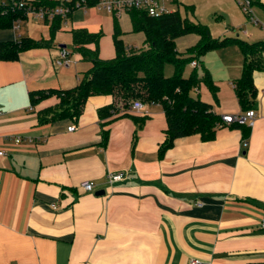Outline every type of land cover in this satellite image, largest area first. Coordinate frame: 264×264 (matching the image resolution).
I'll use <instances>...</instances> for the list:
<instances>
[{
  "label": "crops",
  "instance_id": "1",
  "mask_svg": "<svg viewBox=\"0 0 264 264\" xmlns=\"http://www.w3.org/2000/svg\"><path fill=\"white\" fill-rule=\"evenodd\" d=\"M254 3L264 15V0ZM111 15L77 8L55 33L54 21H45L53 38L37 34L40 24L30 21L20 31L0 27V50L9 44L13 53L26 38L18 57H0V264H264V70L254 74L257 115L248 138L223 126L213 140L179 137L161 154L168 136L163 107L131 113L140 121L123 111L101 116L114 102L110 95L89 97L78 121H41L40 112L60 99L34 103L32 95L74 88L92 67L75 49L73 30L114 37ZM57 31L70 32L73 45H58ZM61 48L72 53L69 67L56 63ZM236 60L234 81L242 51ZM198 92L221 116L244 112L235 87L225 104ZM17 136L32 141L17 143ZM109 172L126 174L109 183ZM84 180L95 189L81 188Z\"/></svg>",
  "mask_w": 264,
  "mask_h": 264
},
{
  "label": "trees",
  "instance_id": "2",
  "mask_svg": "<svg viewBox=\"0 0 264 264\" xmlns=\"http://www.w3.org/2000/svg\"><path fill=\"white\" fill-rule=\"evenodd\" d=\"M62 1L35 0L38 5L43 6H55L61 4ZM71 1L72 4L84 1L90 7L94 6L98 0ZM250 1L254 8V0ZM191 10L194 9L191 8ZM128 13L131 15L133 29L145 33V46L137 48L125 44L122 39V30L115 18L116 56L103 59L99 55L101 33H93L85 28L73 30L75 49L81 53L84 61L91 62L92 67L74 88L50 89L32 95L34 103L53 95H57L60 99L55 106L40 112L41 121L46 123L61 118L78 121L89 97L110 95L114 98V102L109 107L100 110L101 116L104 112L109 117L123 111L121 116H130L140 121L141 117L130 112L135 100H141L146 105L155 102L163 107L168 122V136L160 147L161 154L173 146L174 141L179 137L200 134L205 141L213 140L217 129L223 126L242 129L245 138H248L249 124L225 123L222 116L214 109L213 104L199 96V88L204 83L212 90L215 102H218V89L214 84L213 76L204 66L201 58L211 49L237 44L243 53L244 63L241 75L234 81L235 91L244 112L250 109L255 110L258 89L255 85L254 74L255 71L264 70V40L248 41L239 37L214 39L209 27L189 18H183L179 10L159 17L151 16L138 9H132ZM19 17L26 18L22 10L15 9L5 12V9L0 6V27L13 26L14 21ZM53 21L51 31L55 33L63 22L60 17ZM188 33H198L200 41L189 49L187 55L183 56L177 49L176 40ZM24 39L26 38L23 37L21 42L14 44L16 50L14 49L13 53L7 49L9 44H2L0 57L2 59L18 57V50L23 49L25 45ZM89 44H95L96 48H89ZM192 61H197L198 64L203 63V74L199 75L195 71L191 76L185 77L184 67ZM169 62L173 63L176 68L172 76L165 74V65ZM145 121L146 118H143L141 125ZM109 134V130H104V143L107 142Z\"/></svg>",
  "mask_w": 264,
  "mask_h": 264
},
{
  "label": "rangeland",
  "instance_id": "3",
  "mask_svg": "<svg viewBox=\"0 0 264 264\" xmlns=\"http://www.w3.org/2000/svg\"><path fill=\"white\" fill-rule=\"evenodd\" d=\"M172 10H179L183 18H189L199 24L209 27L211 35L214 39H222L224 37H239L243 40L255 41L264 40V27L254 24L249 15L243 10L238 0H179L170 4ZM193 8L194 10H191ZM256 14L264 22V15L257 7H254ZM253 8V9H254ZM116 17L123 31L122 39L125 44L137 48L143 47L146 41V35L142 31H135L132 25L131 15L124 11L120 16L111 15ZM28 21L38 25L36 33H49V28L45 25V21L41 20L34 14H28L22 20V23ZM25 25V24H24ZM260 26V27H259ZM263 27V28H261ZM24 30V28H23ZM249 34H246V32ZM53 38V37H52ZM100 43V53L103 58H113L116 56L114 37L111 34H103ZM55 41L59 44L65 43L69 46L73 45V39L70 32L57 31ZM200 41L198 33H188L177 38V49L181 55H187L190 48L197 45ZM237 56H241V50L237 44H229L223 48L211 49L201 58L204 66L209 69L213 75L214 84L218 89V100L220 103H227L232 91L234 90L231 82H234L236 76ZM203 63H199L197 67H192L189 63L186 64L183 70L185 77L191 76L195 71L199 75L203 74ZM175 65L171 62L165 65V74L172 76L175 74ZM201 96L209 99L214 104L215 98L212 90L206 84L202 83L200 86ZM221 104V105H222ZM216 105V104H215Z\"/></svg>",
  "mask_w": 264,
  "mask_h": 264
},
{
  "label": "built area",
  "instance_id": "4",
  "mask_svg": "<svg viewBox=\"0 0 264 264\" xmlns=\"http://www.w3.org/2000/svg\"><path fill=\"white\" fill-rule=\"evenodd\" d=\"M71 0H63L61 4L55 6H43L38 5L35 0H0V6L8 10H22L24 15L34 14L38 18L44 21H53L56 18H61L64 24H67L68 19L71 17L73 11L81 7H89L86 2L78 1L74 4ZM175 0H98L94 6L99 9L106 10L114 14L115 16L120 15L122 12L130 11L132 9L143 10L154 17H159L166 13H171L176 10L170 8V4H173ZM238 3L242 6L243 10L249 14L250 20L256 24L264 27V22L256 15L250 0H238ZM23 17H19L14 21L13 27L16 31H20L22 27ZM20 38V35L19 37ZM71 51L68 48H61L59 57L56 59V63L60 67H69L73 60L71 58ZM192 67L198 65L197 61H192L190 63ZM235 87V84H234ZM153 105L158 103H151ZM146 104L141 100H135L132 103L130 112H143L146 110ZM257 115L256 110L250 109L246 112L240 114H224L222 115V120L227 124L240 123L251 125ZM76 126L72 125L69 127V131L76 130ZM15 142L20 143L24 140L32 141L31 138L24 136L15 137ZM245 145H248L245 142ZM125 172H109L107 175L108 182L113 183L115 181H120L125 178ZM81 188L85 191H93L95 189V182L92 180H84L81 182ZM262 226L264 227V220L262 221ZM11 264V263H8ZM188 264H202V260L199 258H191Z\"/></svg>",
  "mask_w": 264,
  "mask_h": 264
},
{
  "label": "water",
  "instance_id": "5",
  "mask_svg": "<svg viewBox=\"0 0 264 264\" xmlns=\"http://www.w3.org/2000/svg\"><path fill=\"white\" fill-rule=\"evenodd\" d=\"M64 46H65V45H64ZM96 193H97V194H105L106 191H105V190H100V191H97Z\"/></svg>",
  "mask_w": 264,
  "mask_h": 264
}]
</instances>
